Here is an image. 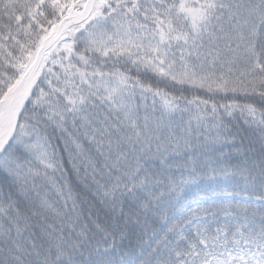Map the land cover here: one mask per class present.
<instances>
[{"label": "snow or ice", "instance_id": "1", "mask_svg": "<svg viewBox=\"0 0 264 264\" xmlns=\"http://www.w3.org/2000/svg\"><path fill=\"white\" fill-rule=\"evenodd\" d=\"M0 264H264V0H0Z\"/></svg>", "mask_w": 264, "mask_h": 264}]
</instances>
